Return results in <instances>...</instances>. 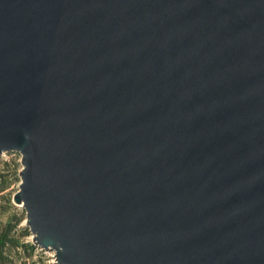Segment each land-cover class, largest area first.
<instances>
[{
  "label": "water",
  "instance_id": "95a60500",
  "mask_svg": "<svg viewBox=\"0 0 264 264\" xmlns=\"http://www.w3.org/2000/svg\"><path fill=\"white\" fill-rule=\"evenodd\" d=\"M56 264H264V0H0V158Z\"/></svg>",
  "mask_w": 264,
  "mask_h": 264
},
{
  "label": "rangeland",
  "instance_id": "374dc122",
  "mask_svg": "<svg viewBox=\"0 0 264 264\" xmlns=\"http://www.w3.org/2000/svg\"><path fill=\"white\" fill-rule=\"evenodd\" d=\"M20 160L18 153L0 158V264H56L53 252L34 245L24 209L13 204L20 185Z\"/></svg>",
  "mask_w": 264,
  "mask_h": 264
},
{
  "label": "trees",
  "instance_id": "16d2710c",
  "mask_svg": "<svg viewBox=\"0 0 264 264\" xmlns=\"http://www.w3.org/2000/svg\"><path fill=\"white\" fill-rule=\"evenodd\" d=\"M2 187H0V192H2ZM2 243H3V239L0 241V245H2Z\"/></svg>",
  "mask_w": 264,
  "mask_h": 264
}]
</instances>
